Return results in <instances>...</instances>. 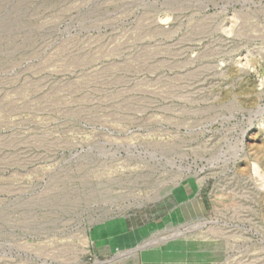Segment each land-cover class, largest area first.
<instances>
[{
    "label": "rangeland",
    "instance_id": "374dc122",
    "mask_svg": "<svg viewBox=\"0 0 264 264\" xmlns=\"http://www.w3.org/2000/svg\"><path fill=\"white\" fill-rule=\"evenodd\" d=\"M128 251L264 264V0H0V264Z\"/></svg>",
    "mask_w": 264,
    "mask_h": 264
},
{
    "label": "bare ground",
    "instance_id": "6f19581e",
    "mask_svg": "<svg viewBox=\"0 0 264 264\" xmlns=\"http://www.w3.org/2000/svg\"><path fill=\"white\" fill-rule=\"evenodd\" d=\"M197 227V226H196ZM195 227V228H196ZM129 252V251H128ZM128 254H131V251L129 252V253H124V254H120V255H118V256H115V258H113L112 260H110V261H107V262H96L95 264H107V263H110V264H112V262L113 261H115V260H119V259H121V257H125V256H127Z\"/></svg>",
    "mask_w": 264,
    "mask_h": 264
},
{
    "label": "crops",
    "instance_id": "0c3cea01",
    "mask_svg": "<svg viewBox=\"0 0 264 264\" xmlns=\"http://www.w3.org/2000/svg\"><path fill=\"white\" fill-rule=\"evenodd\" d=\"M129 256V255H128ZM127 256V257H128ZM124 258H121V259H119V260H123ZM117 262H119L118 260H115V261H113L112 262V264H115V263H117ZM133 261L131 260V262L129 261V259L128 260H124L123 262H121V263H118V264H133L132 263Z\"/></svg>",
    "mask_w": 264,
    "mask_h": 264
},
{
    "label": "built area",
    "instance_id": "2783aa9c",
    "mask_svg": "<svg viewBox=\"0 0 264 264\" xmlns=\"http://www.w3.org/2000/svg\"><path fill=\"white\" fill-rule=\"evenodd\" d=\"M96 263V262H95Z\"/></svg>",
    "mask_w": 264,
    "mask_h": 264
}]
</instances>
